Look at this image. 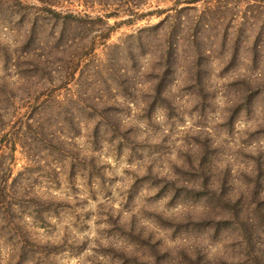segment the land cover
I'll list each match as a JSON object with an SVG mask.
<instances>
[{"label":"rangeland","instance_id":"obj_1","mask_svg":"<svg viewBox=\"0 0 264 264\" xmlns=\"http://www.w3.org/2000/svg\"><path fill=\"white\" fill-rule=\"evenodd\" d=\"M46 1L0 0V170L39 264H264V0L206 26L208 0Z\"/></svg>","mask_w":264,"mask_h":264},{"label":"trees","instance_id":"obj_2","mask_svg":"<svg viewBox=\"0 0 264 264\" xmlns=\"http://www.w3.org/2000/svg\"><path fill=\"white\" fill-rule=\"evenodd\" d=\"M40 2L44 3V4H50L48 3L46 0H39ZM137 3H135V5L138 6V2H140L141 0H134ZM202 0H176L174 3L175 5L180 6L181 4H185V6L180 7L178 9H174V11H176V15H178V13L181 12L182 9H187L190 10L191 6L193 4H197ZM225 0H217V4H215L214 0H208L204 2V5L202 7V12L204 13V20L205 22V26L209 25L213 22H215L216 24L218 22H223L225 21V19L221 16L222 13V7L221 6H217L218 4L224 2ZM250 2V0H248ZM20 2V1H19ZM217 6V7H216ZM34 8L38 9L37 7L34 6ZM47 11L51 12L53 14V18L52 20L56 23V24H60L61 25V29L65 30L67 29L69 26H73V25H78L79 23H82L86 20L93 22V21H99L101 23H103V27L108 28V31H112V29H114V26H110L108 25V23L104 22L103 16H96L95 18L91 17V15H84V16H80L78 14H73V13H59L57 12L55 9H52L51 7L47 8ZM166 11V9H156V10H151V11H138L137 9H131L130 15L132 17H135L134 19H139V18H144L147 15H153V14H162ZM168 16V15H167ZM167 16H165L163 19H161L160 21H158L155 24L152 25H148V29H152L154 31L157 32V30H161L162 29V25L165 24V21H167ZM169 17V16H168ZM132 21V19H127L126 21L123 22H128L130 23ZM36 24V19H34V26ZM218 25V24H217ZM163 30V29H162ZM174 30L171 29V31L168 32V38H171L172 35H174V32H172ZM142 32V31H139ZM155 32V33H156ZM165 34V32H163V35ZM63 35V33H61V36ZM184 35V34H183ZM182 35V37H183ZM174 36L179 37L178 40H181V35L178 36L177 34H175ZM194 34L191 35V38H194ZM184 40V39H183ZM186 40H188V38H186ZM171 46H167V48H165V50L162 51V55H161V59H162V63L164 61H169L172 58H174V56L177 55V52L175 51L177 49L176 45L177 43L173 44L170 43ZM196 53L198 54L200 53V48L196 49ZM170 65V64H168ZM167 65V66H168ZM36 67V66H35ZM24 76L29 75L28 74V70L24 71L22 73ZM45 74V73H44ZM164 83V82H162ZM160 84V86H162L163 84ZM40 91H45L47 88L45 87L44 83H42V85H40ZM89 97L86 98V100H88ZM73 106H70V108L73 110ZM93 110V107H89ZM92 115H88V119H91ZM98 125L99 123L95 124L91 129H92V137L93 138H97L99 129H98ZM87 126L89 127V124H87ZM14 149V148H13ZM10 175V171L8 169V167H4L0 170V229L3 230L5 229L6 232L4 233L5 235H9L11 234L10 237H8V240L11 239H15L14 243H9L10 244V251L11 253H13L16 257L15 261H12V264H19L18 262L23 261L25 258L21 259L18 261V243L21 245L20 246V257H23L26 253H32L33 254V259H35V263L39 264V259L40 256L42 255V251L40 249H36L34 251H32L30 249L27 248V246H25L26 243H29L28 237L26 235V233H19L18 232V214L16 213V208L18 207V188L15 186V184L13 183L11 186L7 185V178ZM4 222V223H3ZM1 223H3L4 225L1 226ZM38 250V251H37ZM11 254V256L13 255ZM37 254V255H36ZM48 256V255H45ZM10 263V264H11Z\"/></svg>","mask_w":264,"mask_h":264}]
</instances>
